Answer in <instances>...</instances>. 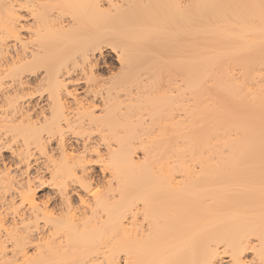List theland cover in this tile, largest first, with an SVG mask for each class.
I'll return each instance as SVG.
<instances>
[{
  "label": "bare ground",
  "instance_id": "bare-ground-1",
  "mask_svg": "<svg viewBox=\"0 0 264 264\" xmlns=\"http://www.w3.org/2000/svg\"><path fill=\"white\" fill-rule=\"evenodd\" d=\"M0 264H264V0H0Z\"/></svg>",
  "mask_w": 264,
  "mask_h": 264
},
{
  "label": "rangeland",
  "instance_id": "rangeland-1",
  "mask_svg": "<svg viewBox=\"0 0 264 264\" xmlns=\"http://www.w3.org/2000/svg\"><path fill=\"white\" fill-rule=\"evenodd\" d=\"M103 53L104 54H102L103 55V60H106V63H107V65H104V66H102V62H103V60L101 61V59L102 58H100V69H99V71L101 72V73H103V74H105L108 70H112V69H115V67H116V63H115V60L113 59V54H111L107 49H104L103 50ZM105 57V58H104ZM105 66H107V67H105ZM109 68H112V69H109Z\"/></svg>",
  "mask_w": 264,
  "mask_h": 264
}]
</instances>
